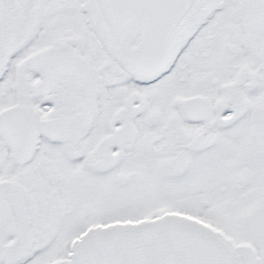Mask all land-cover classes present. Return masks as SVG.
Here are the masks:
<instances>
[{
    "label": "snow or ice",
    "instance_id": "6c2138e0",
    "mask_svg": "<svg viewBox=\"0 0 264 264\" xmlns=\"http://www.w3.org/2000/svg\"><path fill=\"white\" fill-rule=\"evenodd\" d=\"M0 264H264V0H0Z\"/></svg>",
    "mask_w": 264,
    "mask_h": 264
}]
</instances>
